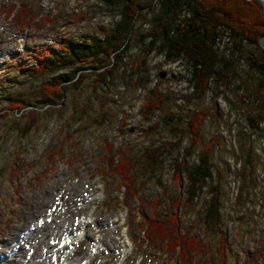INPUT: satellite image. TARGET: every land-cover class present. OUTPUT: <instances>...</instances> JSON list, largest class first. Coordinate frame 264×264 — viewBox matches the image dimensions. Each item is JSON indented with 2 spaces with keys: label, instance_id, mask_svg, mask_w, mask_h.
Returning <instances> with one entry per match:
<instances>
[{
  "label": "rangeland",
  "instance_id": "obj_1",
  "mask_svg": "<svg viewBox=\"0 0 264 264\" xmlns=\"http://www.w3.org/2000/svg\"><path fill=\"white\" fill-rule=\"evenodd\" d=\"M135 6L138 18L110 76L98 83L87 70L56 104L43 101L41 83L49 75L25 77L19 71L29 64V52L54 48L60 39L99 38L113 30L119 9L104 0H0V78L10 79L0 83V264H56L58 259L178 264L157 247L143 245L133 224L144 214L167 220L172 210L177 230L196 237L208 264H264V92L259 75L248 68L263 62L264 55L243 44L224 83L210 81L197 95L188 82V61H166L158 43L150 46V25L161 14L158 3L136 0ZM21 7L30 18L20 20ZM219 38L218 51L225 45L223 35ZM158 98L163 99L146 113L145 106ZM31 107L37 122L22 135ZM197 113L192 138L187 121ZM258 114L262 121L252 128ZM156 147L162 156L154 174L138 171L143 151ZM48 151L60 152L48 159ZM203 153L209 175L195 199L182 205L186 184L175 178L172 162L187 155L185 162L192 165ZM122 161H128L125 171L120 168L132 178L129 190L117 189L112 175ZM103 168L111 169L103 175ZM212 193L218 196L219 222L216 230L201 229L193 223H201ZM78 229L83 234L69 248L55 247L65 233L76 235ZM220 238L222 254L216 252Z\"/></svg>",
  "mask_w": 264,
  "mask_h": 264
},
{
  "label": "trees",
  "instance_id": "obj_2",
  "mask_svg": "<svg viewBox=\"0 0 264 264\" xmlns=\"http://www.w3.org/2000/svg\"><path fill=\"white\" fill-rule=\"evenodd\" d=\"M155 1L161 9V16L155 17L150 25L148 32L150 46L158 43V52H163L166 61H173L178 57H183L188 61L190 65L188 82L191 84L192 91L197 95L207 90L210 81L224 83L234 59H238L244 52L242 50L243 44L257 48L264 55V51L257 44L258 37L264 33V15L257 0ZM104 2L109 7L119 9L120 18L113 30L102 34L99 38H90L87 41L60 39L55 43L54 48L42 46L29 52L30 57L27 61L29 64L24 63V66L20 67L19 71H22L25 77L49 75L41 83V89L45 96L44 103L55 102L59 104L68 86L73 88L80 84L85 78L87 70L92 72L98 83L110 76L111 64L113 60L119 59L120 54L124 51L131 26L138 18V8L135 6L136 0H104ZM26 10L24 7L20 8L18 12L20 20L23 16L30 18ZM221 35L225 38V45L218 51L216 44L219 43ZM101 57L108 58L109 62L100 64ZM246 60L248 61L247 58ZM87 62H91L93 65L83 68L82 64ZM217 64L220 65L218 69L216 68ZM68 67H72L68 73H60L61 70ZM248 68L253 69L259 75L261 79L260 89L264 92V59L263 62L248 64ZM51 72L58 73L51 74ZM9 82L10 79L0 78L1 84L7 85ZM162 99H153L151 103L149 102L145 106L146 113L156 108ZM17 105L18 103L14 104V106ZM29 112L31 121L28 126L26 125L27 127L20 130L22 135L28 132L31 123L37 122L35 121L36 108L31 107ZM261 121L262 116L258 114L257 119L253 120L250 126L256 128ZM199 122L198 113L187 121L192 138L197 133ZM48 152V159H52L60 151ZM143 152L142 156L145 161L137 170H145L148 174H154L155 166L159 164L162 153L157 147L145 149ZM186 158L187 155L179 161L175 159L172 162L175 178L181 176L186 184L182 205H187L195 199L202 188L201 183L209 175L210 168L204 153L198 155L196 162L192 165H187ZM127 164L128 161L125 164L122 161L120 166L118 164V167L112 168V175L117 180L116 187L119 190H129L133 184L132 178L129 179L126 177L127 175L123 174ZM120 167L123 168V171ZM109 169L111 168H107L105 172L104 168L98 171L105 175ZM130 174L132 176L133 173ZM240 194L241 191L239 190L237 196ZM119 196L115 197L117 204L122 202ZM173 202L174 207H177L179 197L173 198ZM201 214V223L196 220L193 223L194 226L197 225L201 229L216 230L219 222V201L216 193L210 195ZM144 216L140 215L133 221L138 232H142L143 245L148 243L151 248L157 247L158 251L167 255V258H172L178 264H208L201 258V243L196 237L188 231L180 232L177 230L178 221L174 210L169 212L167 220L157 219L152 214H144ZM218 242L219 247L216 252L222 254V239L220 238ZM256 261L250 260L249 262L253 264Z\"/></svg>",
  "mask_w": 264,
  "mask_h": 264
},
{
  "label": "water",
  "instance_id": "obj_3",
  "mask_svg": "<svg viewBox=\"0 0 264 264\" xmlns=\"http://www.w3.org/2000/svg\"><path fill=\"white\" fill-rule=\"evenodd\" d=\"M261 5V11L264 15V0H257ZM258 46L264 51V33L261 34L257 39Z\"/></svg>",
  "mask_w": 264,
  "mask_h": 264
},
{
  "label": "bare ground",
  "instance_id": "obj_4",
  "mask_svg": "<svg viewBox=\"0 0 264 264\" xmlns=\"http://www.w3.org/2000/svg\"><path fill=\"white\" fill-rule=\"evenodd\" d=\"M84 221V220H83ZM85 223V222H84ZM83 223V226H85L86 224H84ZM85 233V232H84ZM83 234V230H80L75 236H72L71 237V240H75V239H77L78 237H80L81 235ZM72 261H70V263L69 262H67V263H65V264H74L73 262L71 263ZM56 264H64V262H57Z\"/></svg>",
  "mask_w": 264,
  "mask_h": 264
}]
</instances>
